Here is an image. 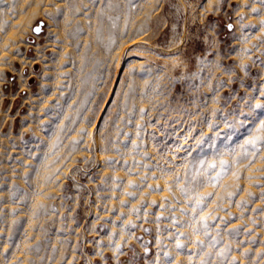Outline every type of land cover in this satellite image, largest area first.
I'll use <instances>...</instances> for the list:
<instances>
[{"label": "rangeland", "instance_id": "1", "mask_svg": "<svg viewBox=\"0 0 264 264\" xmlns=\"http://www.w3.org/2000/svg\"><path fill=\"white\" fill-rule=\"evenodd\" d=\"M262 93L258 0H0V264H264Z\"/></svg>", "mask_w": 264, "mask_h": 264}, {"label": "snow or ice", "instance_id": "2", "mask_svg": "<svg viewBox=\"0 0 264 264\" xmlns=\"http://www.w3.org/2000/svg\"><path fill=\"white\" fill-rule=\"evenodd\" d=\"M259 3L264 4V0H258ZM254 12H257L258 9H253ZM38 30V29H37ZM262 96H264V93H262ZM247 112L249 115H254V110L255 109H264V99L257 101L256 103H252L251 100L246 102L245 105ZM240 115H244V112L241 111ZM224 123H225V127L226 128H232L235 124V117L233 118V122L229 123L227 120V117L224 118ZM208 127L210 129H214L216 127H218V124L216 123H209ZM257 132H264V119H260L259 121V125L257 126L256 129ZM216 135H219V133H216ZM264 140V135H253L251 136L248 140H246L244 142V144H252L255 145L257 143V141H261ZM204 141V135L202 134L200 136V138L196 141L197 145L201 144ZM135 147V146H134ZM244 145H241V148H243ZM201 164L205 163V161H200ZM227 163V161L225 160H221L220 164L221 166L225 165ZM209 168L215 169V164H209ZM219 176V173H217V177ZM216 177H209V179H215ZM193 179H195V177H193ZM131 183V182H130ZM181 191H185L184 189H181ZM128 195H132L131 193H128ZM208 195V194H205ZM197 205H199L200 203H202V200L197 197ZM193 211H195V209H193ZM193 219H195V217H193ZM201 223H203V221H201ZM199 243V242H197ZM177 248L182 247L181 244L177 243L176 245ZM168 254L165 253V256H167Z\"/></svg>", "mask_w": 264, "mask_h": 264}, {"label": "bare ground", "instance_id": "3", "mask_svg": "<svg viewBox=\"0 0 264 264\" xmlns=\"http://www.w3.org/2000/svg\"><path fill=\"white\" fill-rule=\"evenodd\" d=\"M77 3V2H76ZM80 3V2H79ZM82 5V4H81ZM81 5H80V7H81ZM67 8H69V7H67ZM131 8V7H130ZM79 10V9H78ZM64 12H66V11H64ZM70 12V11H69ZM66 14V13H65ZM70 14H73V16L72 15H70V16H72L73 18H74V12H72V13H70ZM66 16V15H65ZM82 18V17H81ZM81 18H79L80 19V21L82 20ZM63 20V19H62ZM84 22V21H83ZM62 23V22H61ZM83 24V23H82ZM89 24H91V23H89ZM88 27H91V26H88ZM103 154V153H102Z\"/></svg>", "mask_w": 264, "mask_h": 264}]
</instances>
